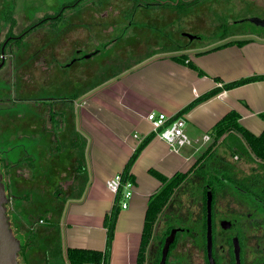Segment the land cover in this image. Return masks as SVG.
<instances>
[{
  "label": "crops",
  "instance_id": "0c3cea01",
  "mask_svg": "<svg viewBox=\"0 0 264 264\" xmlns=\"http://www.w3.org/2000/svg\"><path fill=\"white\" fill-rule=\"evenodd\" d=\"M69 12H64L65 18ZM104 15L100 23L83 22L78 16L73 23L69 22L71 28L82 29L88 24L100 27L105 23L107 26L103 27L107 32L105 29L104 33H109V38L100 41L93 38L99 45H43L42 57L29 58L27 76L22 79L26 82L25 93L31 92L30 81L38 77L44 94L39 100L43 101L41 107L45 110L42 117L38 105L27 107L25 111H12L10 132L12 142L26 139L39 151L31 153L28 149L27 156L17 161L8 159L3 153L2 158L8 162L3 171L6 186L12 190L17 188L19 192L17 183L20 185L24 180L16 170L30 163L40 169L39 155L45 154L52 159L54 148L64 147L58 151L66 157L65 161H60L62 168L56 177H60L59 183H62L63 176L70 175L64 170L75 172L74 186L78 195L66 203L63 216L56 224L60 247L63 252L67 248L104 251L107 237L104 220L116 199L107 182L121 174L140 143L151 138L130 170L133 197L129 207L118 215L110 256V264H138L147 208L151 197L164 186L151 171L168 180L177 173L189 171L212 145V129L231 111L239 114L240 125L252 134L263 133L264 80L232 89H225L224 85L264 76V40L251 35H232L217 39L219 42L216 39L207 41L206 45L197 44L195 40L199 38L185 35L190 42L180 45L177 40L167 38L164 41L162 14H158L160 19L148 18L138 23L135 18L127 17L121 30L114 22L110 25L109 21L104 22ZM82 33L87 34L82 30L80 36ZM112 33L116 37H112ZM250 38L254 40L241 46L230 45L198 54L230 40ZM87 42L85 38L84 43ZM180 55L186 57L174 58ZM20 65L19 58L17 68ZM217 88L221 91L216 96L182 113L194 100ZM35 100L38 99L30 98L27 102ZM150 112L165 113L170 120L176 116L182 118L192 144L182 147L179 153L173 152L153 131L146 118ZM206 134L212 139L202 143ZM83 140L87 145L85 170H80L74 145ZM41 170H45L44 167ZM45 172L48 179L54 177L52 170ZM169 204L156 224L146 264L156 262L161 241L157 240L158 236L170 221L163 222V218L169 216L168 210H174Z\"/></svg>",
  "mask_w": 264,
  "mask_h": 264
},
{
  "label": "rangeland",
  "instance_id": "374dc122",
  "mask_svg": "<svg viewBox=\"0 0 264 264\" xmlns=\"http://www.w3.org/2000/svg\"><path fill=\"white\" fill-rule=\"evenodd\" d=\"M71 1L73 0L16 1L15 16L20 26H23L22 24L28 20L26 16H29L32 21L36 22L45 12H53L55 9L57 11L65 9V11L68 10L71 12H69L68 18H65L64 15L65 19L63 18V21H61L58 30H54L52 25H45L39 27L29 35L30 37H28L27 44L29 48H31L29 53L24 54V57H22L23 62L22 65L19 66V71L17 73L18 80L16 84L10 83L8 85L9 92L0 93V153L6 154L10 160L17 161L19 158H25L28 149L31 153H38L39 151L35 145H32L26 139L20 141L14 140L15 142L11 141L10 124L12 111H25L27 107L30 109L38 105L40 106V117H42V111L45 110L44 107H41L43 106V101L39 100L44 94L38 77H34V81H30L29 90H31V92H23L26 83H24L25 81L23 82L22 79L25 80L27 76L26 70L28 68V61L25 62L24 59L27 55L30 57H42L43 45H99V42L96 43L94 39L100 41V39L109 38V33H104L105 29L107 32V28L103 27L107 26L105 23L100 27H92L88 24V27L82 29L79 27L71 28L69 22L73 23L76 20V16H78L77 18L83 22L100 23L103 22L102 16L106 13L104 15V22L109 21L110 23L108 25L114 22L121 30L122 28L120 27H124L125 25V23H123L127 15L125 11L133 4L132 2L129 4L127 0H85L78 8L74 9L73 7L70 8ZM146 1L151 2L152 0ZM163 1L165 0H162V2ZM169 1L174 3L177 0ZM4 2L5 0H0V3ZM170 2L166 5L162 4L161 9L142 5L141 9L138 7V12L135 11L132 12V14L135 15V20L137 22L140 20H147L148 18L153 21L154 17L160 19L158 14H162V33L164 41L169 38L173 41L177 40L180 45L190 42V39L185 37V35L200 37V40H195L197 41L196 43L199 44L203 42L206 45H208L207 41H212L215 37L219 39L223 37L224 34H226L225 39L232 35H251L264 40V28L253 27V25L247 22L237 23L242 19L264 20V0H212L211 2H199L194 6L188 7H186V4H180L178 8L172 7ZM80 15L82 16L81 18L79 17ZM82 30L87 32V34L82 33L80 36ZM176 32H178L177 37ZM112 34H114L112 37H116L115 33ZM80 37L84 40L87 38V44L84 43V40L81 41L79 39ZM217 39L215 41L219 42ZM129 43H132V46L134 45V42ZM209 44H212V42ZM156 45L160 44L156 43ZM133 52L134 51L131 52L132 55ZM14 81H16V77ZM7 96L8 102H5L4 98ZM30 98L38 100H35L34 103H28L27 101ZM14 144L18 145V147H14ZM58 144H60V141ZM225 146L218 148L217 155L222 158L227 157L230 159L231 153ZM62 148L64 147H60L59 145L54 148L56 150L54 154L55 157L52 159L49 156L46 157L45 154L39 155V160H41V163H39L40 169L34 167L32 163H30L27 167L21 166L20 169L16 170V173L19 171V175L22 177V180H24L20 185L17 183L19 192L17 188L12 190V188L6 186L5 172L2 171V169L0 170L4 176L8 198L11 200L8 204V215L10 216L14 234L20 241L27 240V242H30L33 246V249L26 254L27 258L26 256L19 257L20 264H44L46 248H49L52 242H60V235L55 227L63 216L65 205L78 195V193L75 192L74 186L76 185L75 172L72 174L69 170H64L65 173H70V175H67L65 178L63 176L62 183H59L61 178L56 177L57 171H60L62 168V163L60 161H65L66 157L64 153L58 152ZM232 161L240 162V167H243V171L245 169L249 171L250 167L255 164V160L253 162H246V160H242V158H232ZM42 167H44L45 170H41ZM51 170L52 173H54V177L48 179L45 175V171ZM196 181H199L197 176L188 179L184 184L185 187L182 189V186L178 190V192H181L174 198V201H171L172 207L178 210L180 206L186 203L188 204V191L191 189V185ZM202 184L205 185L204 183ZM25 186L27 189L23 188ZM15 191H17V193ZM175 209L171 210V212H174ZM184 209H187V207H184ZM168 212L171 213L170 211ZM173 225H175L173 221H168L165 227H163L164 231L160 233L157 240H162L169 227ZM50 226L53 228H50ZM33 231L34 233H31ZM172 252L173 250H171L170 254H172ZM169 261L171 262V256H169Z\"/></svg>",
  "mask_w": 264,
  "mask_h": 264
},
{
  "label": "flooded vegetation",
  "instance_id": "af4514ba",
  "mask_svg": "<svg viewBox=\"0 0 264 264\" xmlns=\"http://www.w3.org/2000/svg\"><path fill=\"white\" fill-rule=\"evenodd\" d=\"M16 1L5 0L0 3V93L9 92L10 83L16 84L18 60L20 58L23 62L22 57L31 48L27 44L29 35L45 25H52L54 30H58L64 18L65 9H55L53 12H45L36 22L26 16L28 20L20 26L15 16ZM83 1L85 0H73L70 6L79 2L78 6ZM127 1L133 4L125 11V18L131 19L135 18L132 12H138V7L141 9L144 5L161 9L163 3L162 0ZM205 1L212 0H177L170 4L178 8L180 4L188 7ZM135 22L138 23L136 20ZM29 58L27 55L24 61L27 62ZM4 99L8 102V96ZM228 160L229 168H232L228 175H233V181L225 179V184L212 189L211 186L204 188L203 181L199 178L188 191V204L180 206L178 210L169 205L175 211L169 213L171 210H168L166 214L169 216L165 215L163 222L173 221L175 225L172 229L179 231L170 247L167 264H264V161L256 160L249 171H243L240 162Z\"/></svg>",
  "mask_w": 264,
  "mask_h": 264
},
{
  "label": "trees",
  "instance_id": "16d2710c",
  "mask_svg": "<svg viewBox=\"0 0 264 264\" xmlns=\"http://www.w3.org/2000/svg\"><path fill=\"white\" fill-rule=\"evenodd\" d=\"M79 2H75L71 7H74ZM168 1H163L162 4H168ZM253 26L256 28H264V20L255 19ZM218 37H215L217 39ZM226 34L219 39H225ZM254 39H235L227 41L213 49L203 51L198 54L208 53L222 47L230 45H244L248 42L253 41ZM186 55L175 56V59H183ZM259 80H264V76H253L249 78L240 79L233 81L231 83L225 84V89H232L237 86H241L250 82H255ZM221 89L217 88L211 92L199 97L194 100L190 105H188L183 111L186 112L193 106L203 101H206L214 96H216ZM264 118V115H261ZM176 118H179L176 116ZM175 118V119H176ZM239 114L235 111L229 112L225 115L212 129L210 134L213 137L212 145L203 153V155L197 160L195 165L185 173H177L173 178L166 179L162 175L158 174L155 171H151L159 180L164 184L163 188L155 195L151 197L149 202L146 217L144 230L142 235V241L138 256V264H146L147 262V253L148 248L153 240L154 231L156 224L161 217L164 209L170 203L172 197L175 193L192 177H198L204 180V188L211 186L214 189L216 186L225 184V179L232 180L233 175H228V172H232V168H229L228 158H222L217 155V149L220 146H225L231 153V157L242 158L246 162H253L254 160L264 161V131L261 135L256 136L250 131L245 129L239 123ZM151 138H147L140 143L136 148L135 152L130 157L128 163L126 164L123 174V180H133V176L130 173V170L144 148L150 142ZM86 141H79L78 144L74 147L77 148L78 153V169L85 170V150H86ZM3 153H0V170L1 168L7 167L6 158H2ZM220 159V160H219ZM8 163V162H7ZM3 171V170H2ZM233 181V180H232ZM123 195V189H120L116 195L113 209L110 214L105 216L104 226L107 230L106 237V247L104 251L92 250V249H83V248H67L65 252L60 247L59 242H52L49 245V248H46L45 260L46 264H110V256L112 250V243L114 240V232L116 223L118 220V215L121 211V200ZM172 227H169L161 242L159 243L157 258L155 264H159L162 256V248L166 236L169 234ZM31 233H34L31 232ZM33 249V246L27 240L21 241V251L19 257L27 258V253Z\"/></svg>",
  "mask_w": 264,
  "mask_h": 264
},
{
  "label": "built area",
  "instance_id": "2783aa9c",
  "mask_svg": "<svg viewBox=\"0 0 264 264\" xmlns=\"http://www.w3.org/2000/svg\"><path fill=\"white\" fill-rule=\"evenodd\" d=\"M146 118L157 137L165 141L173 152L179 153L182 147L192 144V139L185 132V121L182 118L170 120L165 113L155 112H150ZM211 139V135L206 134L202 137V143H208ZM237 158L236 156L235 159ZM107 187L116 195L120 189H123L121 210L127 209L133 197L134 182L132 180L124 181L121 173L110 179L107 182Z\"/></svg>",
  "mask_w": 264,
  "mask_h": 264
},
{
  "label": "water",
  "instance_id": "95a60500",
  "mask_svg": "<svg viewBox=\"0 0 264 264\" xmlns=\"http://www.w3.org/2000/svg\"><path fill=\"white\" fill-rule=\"evenodd\" d=\"M255 20H240L237 23H250L253 24ZM190 38H200L192 37ZM10 198L6 191V186L4 183V176L0 172V264H20L19 253L21 251V241L15 236L14 231L11 226L10 216L8 215V204L10 203ZM211 193L208 194V217L210 218V207ZM179 230L172 229L170 234L166 237L163 248L162 256L159 264H167V259L169 255V250L173 244L176 234Z\"/></svg>",
  "mask_w": 264,
  "mask_h": 264
}]
</instances>
